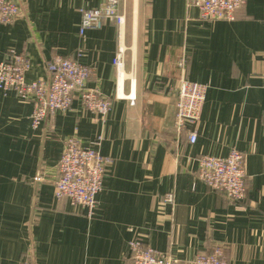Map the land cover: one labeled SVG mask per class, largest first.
<instances>
[{
    "label": "crops",
    "instance_id": "crops-1",
    "mask_svg": "<svg viewBox=\"0 0 264 264\" xmlns=\"http://www.w3.org/2000/svg\"><path fill=\"white\" fill-rule=\"evenodd\" d=\"M10 1L21 14L0 25V61L10 49L22 54L32 82L48 80L55 57L77 58L93 68L87 87L111 109L101 120L75 98L32 129V103L0 91V264H132L134 239L180 261L221 245L229 264H264V0H246L231 22L202 21L186 0H124L121 33L103 20L84 38L79 10L104 0ZM182 57L186 79L207 87L200 121L187 128L195 144L175 127ZM116 92L135 95L134 105ZM99 135V153L112 163L88 219L54 188L65 140L87 146ZM232 149L243 154L247 180L240 204L197 177L201 156L225 158Z\"/></svg>",
    "mask_w": 264,
    "mask_h": 264
},
{
    "label": "built area",
    "instance_id": "built-area-1",
    "mask_svg": "<svg viewBox=\"0 0 264 264\" xmlns=\"http://www.w3.org/2000/svg\"><path fill=\"white\" fill-rule=\"evenodd\" d=\"M246 0H186L195 7L199 17L205 22L235 20V13ZM124 0H104L97 9L79 10L80 23L78 35L84 38L88 29L99 27L103 20L113 23L118 33L125 24L121 11ZM21 14L20 7L10 0H0V25L12 24ZM80 53H77V57ZM125 49L119 45L113 59L117 77L123 68ZM185 57L177 61L180 78L176 87L175 127L180 134L188 132V141L197 140L194 128L200 121L207 87L192 83L185 77ZM29 62L20 53L10 49L6 58L0 61V91L13 92L21 101L32 103L31 128L37 129L45 119L59 112L69 110L77 98L82 108L104 120L111 109V100L96 89L87 87L93 75V68L78 63L77 58L55 57L47 65L48 80L27 82L25 75ZM116 99L123 98L130 106L135 103V95L123 96L116 92ZM102 135L97 136L89 145L84 146L76 137H69L58 162V176L55 181L54 197L67 199L72 205L85 210L86 217L92 219L96 208V196L102 191L103 179L112 159L102 156L99 147ZM197 177L210 190L220 193L232 203H243L247 197V180L243 168V154L236 149L230 150L225 158L201 156L198 161ZM172 202L170 194L164 195L162 204ZM129 259L132 264H229L225 250L214 245L209 251L196 255L192 260L180 261L168 254L157 252L141 240L128 243ZM19 264H35L25 257Z\"/></svg>",
    "mask_w": 264,
    "mask_h": 264
},
{
    "label": "water",
    "instance_id": "water-1",
    "mask_svg": "<svg viewBox=\"0 0 264 264\" xmlns=\"http://www.w3.org/2000/svg\"><path fill=\"white\" fill-rule=\"evenodd\" d=\"M34 261V260H33Z\"/></svg>",
    "mask_w": 264,
    "mask_h": 264
}]
</instances>
